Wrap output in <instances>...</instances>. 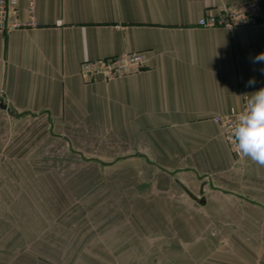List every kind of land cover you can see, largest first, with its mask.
<instances>
[{
  "label": "crops",
  "instance_id": "1",
  "mask_svg": "<svg viewBox=\"0 0 264 264\" xmlns=\"http://www.w3.org/2000/svg\"><path fill=\"white\" fill-rule=\"evenodd\" d=\"M253 1L255 25L198 24ZM34 22L0 32V264H264V166L214 122L264 88V0H36ZM128 53L141 70L82 74ZM77 178L116 233L70 229Z\"/></svg>",
  "mask_w": 264,
  "mask_h": 264
},
{
  "label": "built area",
  "instance_id": "2",
  "mask_svg": "<svg viewBox=\"0 0 264 264\" xmlns=\"http://www.w3.org/2000/svg\"><path fill=\"white\" fill-rule=\"evenodd\" d=\"M20 0H0V32H10L20 27L34 26V14L36 0H26L28 22L21 24L15 17L19 13ZM261 18V7L257 1L247 2L238 8H222L219 14L209 13L198 22L204 28H225L233 30L237 27L251 26L257 24ZM144 66L142 53H128L121 56L105 59L102 61H88L82 65L81 71L90 80H113L122 78L141 70ZM245 107V106H244ZM241 110H231L230 113L216 116L214 122L221 128L224 139L230 151L236 158H241L232 142L231 128Z\"/></svg>",
  "mask_w": 264,
  "mask_h": 264
},
{
  "label": "clouds",
  "instance_id": "3",
  "mask_svg": "<svg viewBox=\"0 0 264 264\" xmlns=\"http://www.w3.org/2000/svg\"><path fill=\"white\" fill-rule=\"evenodd\" d=\"M252 63H264V52L251 58ZM260 71L264 73V68ZM256 83L254 78L247 82ZM230 138L238 153L252 162L264 166V88L252 93L246 106L235 118Z\"/></svg>",
  "mask_w": 264,
  "mask_h": 264
},
{
  "label": "rangeland",
  "instance_id": "4",
  "mask_svg": "<svg viewBox=\"0 0 264 264\" xmlns=\"http://www.w3.org/2000/svg\"><path fill=\"white\" fill-rule=\"evenodd\" d=\"M93 166L104 167V164H93ZM83 181V180H82ZM77 186L76 191L77 195H71L70 198V209L64 213V218H69L74 227H70V229L74 230L73 232L81 235V234H92V235H102L107 233H116V223L117 218L115 215L117 212L115 211H104V185L100 186L104 183V179H92L90 182L94 186L98 184L99 188H94L92 195L83 196L80 192L83 191L80 188L79 182L80 180H76ZM65 202V201H64ZM104 214L108 215V220L104 221ZM112 218H115L114 220ZM105 222V224H104ZM115 226L110 227L112 224ZM68 229V228H67ZM65 229L62 228V231ZM95 246L97 244H94Z\"/></svg>",
  "mask_w": 264,
  "mask_h": 264
}]
</instances>
